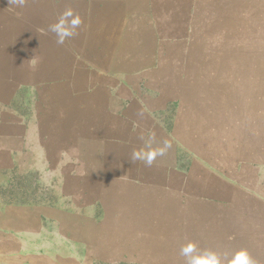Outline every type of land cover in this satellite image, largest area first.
I'll return each instance as SVG.
<instances>
[{"label": "rangeland", "instance_id": "obj_1", "mask_svg": "<svg viewBox=\"0 0 264 264\" xmlns=\"http://www.w3.org/2000/svg\"><path fill=\"white\" fill-rule=\"evenodd\" d=\"M12 7V19L0 15V56L18 65L0 67V264H186L189 240L224 264L240 249L264 264V0ZM66 8L83 23L58 45L48 28ZM79 67L98 82L111 69L112 83L150 102L172 143L175 188L77 182Z\"/></svg>", "mask_w": 264, "mask_h": 264}, {"label": "crops", "instance_id": "obj_2", "mask_svg": "<svg viewBox=\"0 0 264 264\" xmlns=\"http://www.w3.org/2000/svg\"><path fill=\"white\" fill-rule=\"evenodd\" d=\"M7 2L8 0H0V15L1 11H6L9 19H12L13 7ZM21 18L23 23L20 18L17 19L24 27L28 24L31 32L33 23L25 15ZM31 39L29 36V40ZM75 55L76 58H80L81 54ZM9 58L0 56L1 68L2 66L17 68L18 65L10 62ZM27 59L28 64L24 59V65L32 72L31 50ZM8 73L11 74L10 71ZM74 74L70 78L71 90L84 92L78 99L79 120L75 121L71 132L73 134L71 171L77 182H100L102 186L109 185V182H121L124 187L137 194L143 193V189L147 191L165 188L171 191L170 187L175 188L179 180L171 149L164 156L157 157L152 166H146L141 161H131L133 150L141 148L144 139L149 136L153 134L155 136L154 148L164 142L161 138L160 124L154 122V108L150 106V102L139 97L137 93L123 92L135 85L127 82L112 83L111 69L101 71L104 78L100 82L97 80V70L92 67H79L74 70ZM84 74L88 75V78L84 77ZM95 91L103 92L104 99L92 98Z\"/></svg>", "mask_w": 264, "mask_h": 264}, {"label": "clouds", "instance_id": "obj_3", "mask_svg": "<svg viewBox=\"0 0 264 264\" xmlns=\"http://www.w3.org/2000/svg\"><path fill=\"white\" fill-rule=\"evenodd\" d=\"M27 0H11V3L23 8ZM83 23L80 15L72 8H66L55 23L49 25L48 31L53 33L58 45H64L66 41L77 35V29ZM144 139V137H142ZM154 134L144 139V144L139 149H134L131 161H141L146 166H152L157 157L164 156L172 147V143L165 140L162 145L153 147ZM181 255L185 257L186 264H224L220 256L213 250L199 251L196 241L189 240L180 249ZM227 264H257L246 249H240L234 253Z\"/></svg>", "mask_w": 264, "mask_h": 264}]
</instances>
